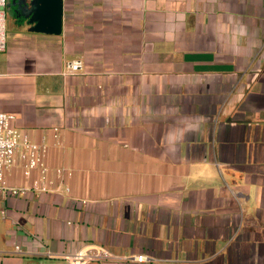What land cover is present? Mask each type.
Here are the masks:
<instances>
[{"label":"crops","instance_id":"obj_1","mask_svg":"<svg viewBox=\"0 0 264 264\" xmlns=\"http://www.w3.org/2000/svg\"><path fill=\"white\" fill-rule=\"evenodd\" d=\"M5 25L0 112L71 175L0 198V264H264V0H6Z\"/></svg>","mask_w":264,"mask_h":264},{"label":"built area","instance_id":"obj_2","mask_svg":"<svg viewBox=\"0 0 264 264\" xmlns=\"http://www.w3.org/2000/svg\"><path fill=\"white\" fill-rule=\"evenodd\" d=\"M5 5L6 0H0V52L6 49ZM67 67L75 71L80 69L81 65L80 62H72ZM14 120L15 117L12 114L0 112V198L24 196L28 193L40 195L54 192L57 188L55 180L61 183L65 176L71 175V171L64 167L49 169L44 159L47 150L45 142L32 141L26 133L13 126ZM53 130L57 131L55 128ZM17 170L23 178V183L20 186H10L7 182L8 177ZM64 190L68 191V187L64 186ZM3 213L4 211H2ZM14 252L24 253L19 247H15ZM46 255L60 257L68 264H87L92 261L117 259L136 262L147 260L143 255L117 257L97 245H87L57 255L47 252Z\"/></svg>","mask_w":264,"mask_h":264}]
</instances>
